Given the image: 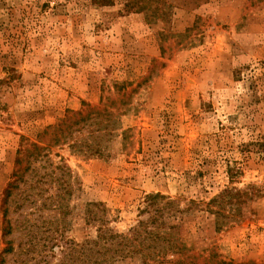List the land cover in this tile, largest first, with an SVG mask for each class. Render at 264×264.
<instances>
[{"label":"rangeland","instance_id":"374dc122","mask_svg":"<svg viewBox=\"0 0 264 264\" xmlns=\"http://www.w3.org/2000/svg\"><path fill=\"white\" fill-rule=\"evenodd\" d=\"M148 220L125 264H264V0H0V264Z\"/></svg>","mask_w":264,"mask_h":264},{"label":"trees","instance_id":"16d2710c","mask_svg":"<svg viewBox=\"0 0 264 264\" xmlns=\"http://www.w3.org/2000/svg\"><path fill=\"white\" fill-rule=\"evenodd\" d=\"M149 199L164 198L160 193L150 194L147 196ZM166 204H171L167 201ZM152 220V221H151ZM151 223L157 222L155 217L151 218ZM148 221L140 222V225L130 230L128 234L117 233L112 228L107 227L105 224H99L97 227V234L95 238L86 239L79 245L78 249L71 248L73 259L77 258L74 254L81 255L82 264H119L125 257L130 256L136 252H142L143 249L148 248V245L156 243L159 239L167 241L166 246L160 247L162 255L169 251H174L176 248L175 243L172 241L171 232L165 231L164 234L159 231V226H149ZM171 231V230H170ZM9 230H6L8 233ZM139 247V248H138ZM10 246L6 247L3 252L10 251ZM3 259H1L2 261ZM125 264L124 261L121 262ZM148 260L142 259L141 264H147Z\"/></svg>","mask_w":264,"mask_h":264}]
</instances>
